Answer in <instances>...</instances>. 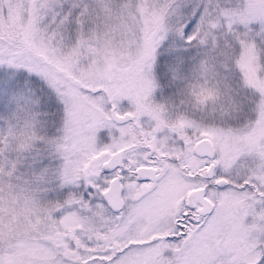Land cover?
Instances as JSON below:
<instances>
[{
	"label": "snow or ice",
	"instance_id": "snow-or-ice-1",
	"mask_svg": "<svg viewBox=\"0 0 264 264\" xmlns=\"http://www.w3.org/2000/svg\"><path fill=\"white\" fill-rule=\"evenodd\" d=\"M0 264H264V0H0Z\"/></svg>",
	"mask_w": 264,
	"mask_h": 264
}]
</instances>
